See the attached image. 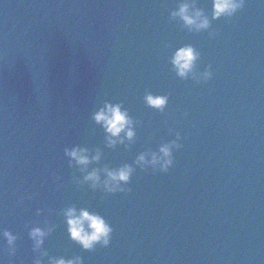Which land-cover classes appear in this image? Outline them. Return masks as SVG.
<instances>
[{
    "label": "clouds",
    "instance_id": "clouds-1",
    "mask_svg": "<svg viewBox=\"0 0 264 264\" xmlns=\"http://www.w3.org/2000/svg\"><path fill=\"white\" fill-rule=\"evenodd\" d=\"M245 0H211L210 14L197 6L196 0H178L174 10L169 16L178 20L181 26L192 33L207 31L209 38H214L216 33L210 31L211 21L220 18L231 19L240 9L244 7ZM200 52L192 45L178 47L168 58L171 70L181 79H192L196 83L207 82L212 77L210 67L197 71V61ZM144 104L159 112H163L167 103L168 95H153L146 92L143 97ZM92 120L103 128L105 146L114 148L118 144L125 147L134 141L136 136L135 126L140 121L134 120L127 109L121 103H110L105 101L93 114ZM174 138L162 142L156 150L139 152L132 164L124 163L119 167L91 168L101 159L99 149L92 151L86 147L74 145L64 149L68 166H76L82 173V178L76 180L77 184H87L89 188L100 189L105 194L128 191V185L136 168L141 170L151 169L153 172L166 173L173 166V152L179 150L182 144L180 133L173 134ZM127 142V143H126ZM40 215L41 210L37 209ZM64 221L67 226L68 238L77 244L82 250L92 251L97 245L107 247L113 232L112 226L99 214L89 212L86 208L76 209L69 206L63 210ZM53 231V226L48 223L37 224L28 228V239L32 242V251L36 253L32 264H82L80 256L64 258L63 256H49L43 248L44 241ZM18 237L7 229H0V241L7 245L9 255L15 254L16 241Z\"/></svg>",
    "mask_w": 264,
    "mask_h": 264
},
{
    "label": "water",
    "instance_id": "water-1",
    "mask_svg": "<svg viewBox=\"0 0 264 264\" xmlns=\"http://www.w3.org/2000/svg\"><path fill=\"white\" fill-rule=\"evenodd\" d=\"M246 264H264V0L250 129Z\"/></svg>",
    "mask_w": 264,
    "mask_h": 264
}]
</instances>
